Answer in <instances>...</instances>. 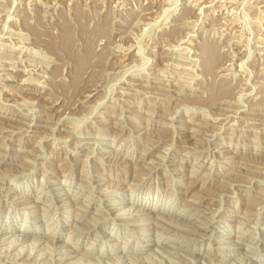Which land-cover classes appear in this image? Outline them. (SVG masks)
Masks as SVG:
<instances>
[{
	"label": "rangeland",
	"instance_id": "374dc122",
	"mask_svg": "<svg viewBox=\"0 0 264 264\" xmlns=\"http://www.w3.org/2000/svg\"><path fill=\"white\" fill-rule=\"evenodd\" d=\"M68 21L85 25L75 61L46 47ZM0 232L38 239L2 244L25 246L8 264L65 247L77 264H264V0H0Z\"/></svg>",
	"mask_w": 264,
	"mask_h": 264
},
{
	"label": "bare ground",
	"instance_id": "6f19581e",
	"mask_svg": "<svg viewBox=\"0 0 264 264\" xmlns=\"http://www.w3.org/2000/svg\"><path fill=\"white\" fill-rule=\"evenodd\" d=\"M200 13V12H199ZM198 13V14H199ZM204 13V12H203ZM237 16V15H236ZM65 21V20H64ZM79 24H82L81 23V21H80V23ZM226 24V23H225ZM70 25H72V24H70L69 23V21L68 22H62L61 24H60V26H59V37H57L58 39L56 40V41H54V42H50V43H48V44H46L47 46V49L49 50V51H51V52H54L55 53V55H57L59 58H60V60L62 59V60H64L65 58H70L72 61L74 60L75 61V57H74V52H73V50H72V48H71V45H72V42H73V40H74V31L76 30L75 28H76V26H75V28L73 27L74 25H72V26H70ZM75 25H76V23H75ZM79 26H81V25H79ZM85 25H82L81 26V28H80V30H81V32H83V33H85L84 32V29H85V27H84ZM4 27V26H3ZM71 27H72V29L74 28V31L73 32H71ZM78 29V28H77ZM80 30L78 31V32H80ZM37 32V31H36ZM21 33V32H20ZM40 34H41V32H39ZM73 33V34H72ZM83 33H81L80 35H79V33H77L79 36H82L83 37ZM75 35H76V33H75ZM74 36V37H73ZM79 36H77L76 35V37H79ZM85 36V35H84ZM43 37V36H42ZM75 37V38H76ZM85 38V37H84ZM83 38V39H84ZM54 39H56V38H54ZM82 39V38H81ZM76 40V39H75ZM85 40V39H84ZM82 42V41H81ZM87 42V41H86ZM75 43V42H74ZM83 43H84V41H83ZM246 44V43H245ZM75 45V44H74ZM215 47V46H214ZM59 52H58V51ZM56 51V52H55ZM245 51V50H244ZM57 52L59 53V54H57ZM86 52V51H85ZM74 53V54H73ZM89 52L87 51L86 52V54H88ZM85 54V53H84ZM204 55H205V53H204ZM209 53H208V55H207V53H206V56L208 57V58H211L212 56H214V55H212L211 57H209ZM235 56V55H234ZM206 58V57H205ZM207 59V58H206ZM219 59V58H218ZM209 60V59H208ZM206 62V61H205ZM218 63V61H217V57L215 58V57H213L212 59H210V61L208 62V63H205V65H207V69L208 70H210L211 71V69H213L214 67H215V65ZM86 64V63H85ZM83 64H80V65H78V67H80L79 69H81ZM217 66V65H216ZM214 71V70H213ZM212 73L213 72H211L210 74L212 75ZM209 74V75H210ZM214 74H216V73H214ZM214 74L212 75V76H214ZM216 78V77H215ZM224 82V81H223ZM221 83V82H220ZM229 88V87H228ZM228 88H227V90H228ZM219 91V93L218 92H215V90H214V93H215V96H226V95H229V90L228 91ZM217 91V90H216ZM231 94V93H230ZM212 95H214V94H212ZM258 97V96H257ZM214 99V98H213ZM22 106V105H21ZM26 108V107H25ZM250 111V110H249ZM236 114V113H235ZM115 120V119H114ZM112 152V151H111ZM117 166V165H116ZM122 168V167H121ZM193 175V174H192ZM99 177H101V176H99ZM109 178V177H108ZM115 178V177H114ZM100 187V186H99ZM57 193V192H56ZM68 193V192H67ZM51 195V194H50ZM19 199V198H18ZM35 199H38V198H35ZM72 199V198H71ZM24 200H25V198H24ZM54 200H55V202H57L58 200H60V198H58L57 197V199H55L54 198ZM3 201V200H2ZM18 201H20V200H18ZM115 201V200H114ZM116 202L117 203H120V204H122V202H124V200H121V201H118V200H116ZM199 202V201H198ZM22 203V202H21ZM62 203V202H61ZM64 203V202H63ZM69 203H70V201H69ZM107 203V202H106ZM53 204V203H52ZM71 204V203H70ZM111 204V203H110ZM67 205V204H66ZM60 206H61V204H60ZM191 206V205H190ZM120 208V207H119ZM130 208H132L131 206H130ZM152 208V207H151ZM157 208V210H161L162 212H166V213H169V212H171V207H167V206H163V207H160V206H155V207H153V209H156ZM187 209H188V207H186ZM194 208H195V206H194ZM58 209V208H57ZM81 209L82 210H85L86 211V209H83L82 207H81ZM105 209V208H104ZM127 209V208H126ZM195 209H197V208H195ZM103 210V209H102ZM116 210H118V208H111V209H108V212L110 211V212H114V211H116ZM132 210H133V208H132ZM189 210V209H188ZM192 210H194V209H192ZM47 211V210H46ZM191 210H189V212H190ZM199 211V210H198ZM66 212V211H65ZM80 212V211H79ZM185 212V211H184ZM176 213V212H175ZM188 213V212H187ZM191 213V212H190ZM189 213V214H190ZM194 213V212H193ZM137 213H135V214H133L132 212H128V213H126V211L125 212H123V213H120V212H118L117 214H114V215H116V217H118V218H121V219H123V218H126V217H129V216H133V215H136ZM140 214V213H139ZM141 214H143V213H141ZM144 214H152V215H155L154 214V210H153V212H151V213H148V212H145ZM185 214V213H184ZM182 215V218L183 217H186L185 215ZM188 214V215H189ZM198 214V213H197ZM200 214V213H199ZM83 215V214H82ZM179 215V216H178ZM181 212L179 213V214H177V216H175V217H168V216H161V215H159L158 217H157V221H162L163 223H168V224H173V225H175L176 223L177 224H179V226H180V222H179V220H180V218H181ZM79 217V216H78ZM180 217V218H179ZM191 217V216H190ZM75 219V218H74ZM211 219V218H210ZM76 220L77 221H79V220H81V218L80 219H77L76 218ZM151 221V220H150ZM155 222L156 224L158 223V222ZM206 221V220H205ZM179 222V223H178ZM199 222V221H198ZM202 222H203V220H202ZM208 222H209V220H208ZM208 222H206V223H208ZM211 222V221H210ZM175 223V224H174ZM201 223V222H200ZM204 223V222H203ZM160 225V224H159ZM182 225V224H181ZM189 225V224H188ZM208 225V224H207ZM161 226V225H160ZM175 226H177V225H175ZM190 226V225H189ZM188 226V227H189ZM202 226V225H201ZM203 226H205V224L203 225ZM202 226V227H203ZM162 227V226H161ZM61 228V227H60ZM166 228V227H165ZM191 228V227H190ZM186 228L185 227V229L186 230H191V231H196V229H194V228ZM200 228V227H199ZM9 229V228H8ZM12 229H13V227H12ZM22 229H25L24 227H22ZM161 229H163V228H161ZM160 229V230H161ZM20 230V229H19ZM27 230V229H26ZM159 230V229H158ZM159 230V231H160ZM164 230V229H163ZM198 230V229H197ZM62 231V230H61ZM30 232V231H29ZM167 232H169L170 233V231H167ZM176 232V231H175ZM175 232H173L172 231V233H175ZM197 232V231H196ZM202 232V231H201ZM2 232H0V236H3V235H5L4 233H2ZM46 233V232H45ZM166 233V232H165ZM200 233V232H199ZM25 234H27V233H25ZM168 235V234H167ZM238 236V235H237ZM140 238V237H139ZM141 238H145V237H142L141 236ZM226 238V237H225ZM162 239V238H161ZM160 238H158V239H156L155 238V243H153L152 245L153 246H165L164 244H168V242H165V240L164 241H162V242H160V240H161ZM165 239V238H164ZM43 240V239H42ZM223 240V239H222ZM6 241L8 242L9 241V246L10 247H13V246H15V245H18V244H20V243H24L25 244V242H30V244H31V246L30 247H32L31 248V252L30 253H32L33 251L35 252L37 249H39V246H36L35 247V244L38 242V239L37 238H33V237H29V235L26 237V235L25 236H21V235H18V236H15V237H6L5 236V238H3V239H1L0 238V246L2 245V244H4V243H6ZM200 241H202V240H200ZM43 242V241H42ZM130 242V241H129ZM144 245V244H143ZM149 245V244H148ZM151 245V246H152ZM252 245V244H251ZM145 247L147 246V245H144ZM150 246V245H149ZM150 246V247H151ZM168 246H171V247H174V246H176V245H168ZM183 246V245H182ZM186 246V245H185ZM184 246V247H185ZM29 247V248H30ZM73 247H75V246H73ZM180 247V246H179ZM179 247H176V248H179ZM28 248V247H27ZM28 248V249H29ZM89 248H91V247H89ZM123 250H121L122 252L127 248V243H124L123 244ZM141 248V247H140ZM165 248V247H164ZM175 248V247H174ZM186 248H187V246H186ZM3 249V248H2ZM1 249V250H2ZM25 249V246L24 247H21L19 250H20V252L19 253H17L16 254V256L14 257V259H4V258H0V264H1V262H2V259H4L5 261H3L2 262V264H8V263H10V262H18L17 261V259L18 258H20V257H24L25 256V254H24V252H23V250ZM43 249V248H42ZM64 249V248H63ZM53 250V249H49L50 251H49V254H50V261L52 262V261H54L55 260V258H54V254H56V253H65V255L64 256H60L59 258H57V259H59V260H61L60 262H58V260H57V262L56 261H54V263L53 264H77V263H81V261H86L85 259H82L81 257H79L80 259L79 260H76V261H73V260H68V259H71V258H74V257H76L75 255H73V254H71V253H73V252H75V249H72L71 247H65V249L64 250ZM134 249V248H133ZM156 249V253L154 252V253H151V254H156V255H158L159 253H160V251H162V250H159L160 248H155ZM6 250V249H5ZM27 250V249H26ZM72 250V251H71ZM146 250V249H145ZM77 251V250H76ZM129 251V250H128ZM139 252L141 251V249H139L138 250ZM89 252V251H88ZM108 252V251H107ZM110 252V251H109ZM165 252V251H164ZM26 253V252H25ZM53 253V254H52ZM84 253V252H83ZM127 253V252H126ZM136 253V252H135ZM162 253H163V251H162ZM161 253V254H162ZM210 253V252H209ZM43 254V253H42ZM89 254V253H88ZM166 255H167V253H165ZM169 254V253H168ZM2 256H6V255H8V253L6 254V253H4V254H1ZM44 255H46V253L44 254ZM150 255V254H149ZM155 255V256H156ZM164 256L166 259H169V257L167 258V256ZM13 256V255H12ZM49 256V255H48ZM131 256V255H130ZM38 257H41V255H38ZM163 257V256H162ZM162 258V259H165V258ZM171 257H173V256H171ZM16 258V259H15ZM27 258H29V256L27 257ZM26 258V259H27ZM42 258V257H41ZM54 258V259H53ZM77 258H78V256H77ZM117 258V257H116ZM149 257H147V258H139L138 256L137 257H133V256H131V257H127V256H120L119 258H117V259H115V260H112V262H114V263H116V264H126V263H129V264H143V263H145L146 262V260L148 259ZM151 258V257H150ZM155 258V257H154ZM157 258H161V257H157ZM174 258V257H173ZM25 259V260H26ZM175 259V258H174ZM177 259V258H176ZM100 260V259H99ZM150 260V259H149ZM153 260V259H152ZM38 261V260H37ZM151 261V260H150ZM167 261V260H166ZM222 261V260H221ZM248 261V260H247ZM25 262V261H24ZM23 262V263H24ZM40 262H42V261H40ZM40 262L38 261V262H34V264H40ZM45 262V261H44ZM223 262H225V261H223ZM222 262V263H223ZM94 263V262H93ZM92 263V264H93ZM226 263V262H225ZM41 264H43V263H41ZM48 264V263H47ZM83 264V263H82ZM87 264H90V263H87ZM162 264H163V262H162ZM221 264V263H220ZM254 264V263H253Z\"/></svg>",
	"mask_w": 264,
	"mask_h": 264
}]
</instances>
